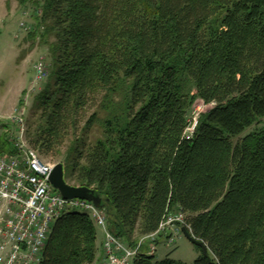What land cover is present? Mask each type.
Listing matches in <instances>:
<instances>
[{
    "label": "trees",
    "instance_id": "1",
    "mask_svg": "<svg viewBox=\"0 0 264 264\" xmlns=\"http://www.w3.org/2000/svg\"><path fill=\"white\" fill-rule=\"evenodd\" d=\"M22 2L52 57L32 146L64 156L67 179L95 190L127 244L182 210L209 249L191 263L143 253L133 264H264V0ZM197 100L213 106L189 139ZM14 152L1 134L0 153ZM97 237L90 215L71 210L42 264H93Z\"/></svg>",
    "mask_w": 264,
    "mask_h": 264
},
{
    "label": "built area",
    "instance_id": "2",
    "mask_svg": "<svg viewBox=\"0 0 264 264\" xmlns=\"http://www.w3.org/2000/svg\"><path fill=\"white\" fill-rule=\"evenodd\" d=\"M29 26L27 30L32 28ZM47 64L45 57L36 62L40 81L48 76ZM202 107L199 104L193 110L185 133L189 139L196 131ZM24 113L22 108L3 122L0 116V123L9 125L7 133L15 147L14 153H0V264H42L53 225L71 210L88 213L96 227L103 230L105 256L101 264H133L140 254H155L162 237L167 244H175L183 235L182 228H188L186 214L169 210L157 231L131 246L110 231L105 211L94 202L66 199L50 181L55 165L43 161L37 149L27 142Z\"/></svg>",
    "mask_w": 264,
    "mask_h": 264
},
{
    "label": "rangeland",
    "instance_id": "3",
    "mask_svg": "<svg viewBox=\"0 0 264 264\" xmlns=\"http://www.w3.org/2000/svg\"><path fill=\"white\" fill-rule=\"evenodd\" d=\"M34 9L35 6L31 2L25 5L22 0H0V116L4 118L1 122L7 121V117L17 115L20 109L25 108L26 138L30 124L38 117L33 111L35 97L45 87L52 69L49 46L40 41L44 27L39 25L40 16L37 18L36 15L40 14H35ZM22 23H25L26 27L21 26ZM28 25L34 29L29 30L39 33L37 39L33 40L29 37L32 32L27 30ZM32 45L34 48L31 50ZM42 57L46 58L49 72L48 76L40 81L36 75L35 65ZM199 103H202L201 100L196 101L194 108ZM212 106L213 104L204 106L202 111H208ZM91 112L92 110L89 111V114ZM96 136H99L98 127L94 129L91 140H94ZM27 142L32 146L28 138ZM68 144L66 142L61 148L62 153L66 151ZM39 154L43 161L52 165L63 163L65 178L70 183L67 179L69 169L65 165L63 155L46 156L40 152ZM99 238H101V234ZM144 249H148V244ZM202 254L203 251L183 234L175 244H167L165 237H162L157 245L155 258L161 260L170 256L191 263ZM99 259L98 256L95 264H100Z\"/></svg>",
    "mask_w": 264,
    "mask_h": 264
},
{
    "label": "water",
    "instance_id": "4",
    "mask_svg": "<svg viewBox=\"0 0 264 264\" xmlns=\"http://www.w3.org/2000/svg\"><path fill=\"white\" fill-rule=\"evenodd\" d=\"M50 181L53 186L66 198L73 199L79 198L83 200H88L94 202L97 206L100 207L101 199L96 196L95 190L88 186H76L70 184L65 178V167L63 163H58L54 166L52 171ZM182 231L184 235L196 246L201 247L203 254L208 255L209 249L207 245L197 239L190 231L183 227Z\"/></svg>",
    "mask_w": 264,
    "mask_h": 264
},
{
    "label": "crops",
    "instance_id": "5",
    "mask_svg": "<svg viewBox=\"0 0 264 264\" xmlns=\"http://www.w3.org/2000/svg\"><path fill=\"white\" fill-rule=\"evenodd\" d=\"M1 124H3V123H1ZM4 131L7 132L6 129L3 130V128L0 127V135L5 133ZM100 234H101V238H99ZM97 235H98V237H97V257L98 256L100 257L99 262L101 264L103 261V258L105 256V251H104V247H103L105 234H104L103 230L101 231V229L98 227H97ZM97 257H96V259H97ZM93 264H95V262Z\"/></svg>",
    "mask_w": 264,
    "mask_h": 264
},
{
    "label": "bare ground",
    "instance_id": "6",
    "mask_svg": "<svg viewBox=\"0 0 264 264\" xmlns=\"http://www.w3.org/2000/svg\"><path fill=\"white\" fill-rule=\"evenodd\" d=\"M187 228V227H186Z\"/></svg>",
    "mask_w": 264,
    "mask_h": 264
}]
</instances>
